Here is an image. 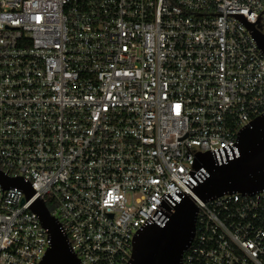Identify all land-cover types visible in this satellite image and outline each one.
Instances as JSON below:
<instances>
[{
	"label": "built area",
	"instance_id": "obj_1",
	"mask_svg": "<svg viewBox=\"0 0 264 264\" xmlns=\"http://www.w3.org/2000/svg\"><path fill=\"white\" fill-rule=\"evenodd\" d=\"M264 0H0V264H40L38 199L79 264H126L134 238L186 197L183 264H264V191L203 202L264 115ZM199 168H195V164Z\"/></svg>",
	"mask_w": 264,
	"mask_h": 264
},
{
	"label": "water",
	"instance_id": "obj_2",
	"mask_svg": "<svg viewBox=\"0 0 264 264\" xmlns=\"http://www.w3.org/2000/svg\"><path fill=\"white\" fill-rule=\"evenodd\" d=\"M264 12V10L257 16ZM232 17L249 32L258 49L264 54V33L255 23H249L242 14H212ZM239 157L222 166H215L208 153L202 154V161L208 170V177L194 192L203 201L223 195H251L264 191V115L255 118L238 135ZM199 168V164H195ZM4 189L17 187L29 200L34 191L22 179H7L0 173ZM35 212L50 236L48 248L40 264H79L70 250L67 236L62 232L57 219L48 211L45 203L38 199L30 207ZM194 200L186 197L174 208L173 214L163 227L150 225L134 238L129 261L126 264H183V255L194 235L197 216Z\"/></svg>",
	"mask_w": 264,
	"mask_h": 264
},
{
	"label": "trees",
	"instance_id": "obj_3",
	"mask_svg": "<svg viewBox=\"0 0 264 264\" xmlns=\"http://www.w3.org/2000/svg\"><path fill=\"white\" fill-rule=\"evenodd\" d=\"M45 205H46L48 211H50V212L53 211L52 205L50 204V202L48 200H46Z\"/></svg>",
	"mask_w": 264,
	"mask_h": 264
}]
</instances>
